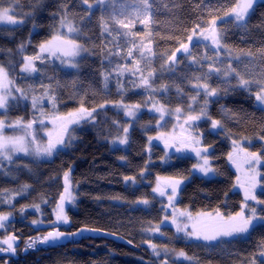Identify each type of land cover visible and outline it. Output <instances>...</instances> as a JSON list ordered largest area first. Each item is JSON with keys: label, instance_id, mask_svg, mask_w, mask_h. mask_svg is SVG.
I'll return each mask as SVG.
<instances>
[{"label": "trees", "instance_id": "16d2710c", "mask_svg": "<svg viewBox=\"0 0 264 264\" xmlns=\"http://www.w3.org/2000/svg\"><path fill=\"white\" fill-rule=\"evenodd\" d=\"M94 1L0 0L1 8L12 5L13 17L23 21L0 25V65L10 70L12 78L2 112L7 123L57 116L82 107L96 111L92 124L76 131L69 148L42 159L18 157L0 163V215L10 216L7 226L0 229V264H156L147 246L151 242H165L170 251L167 261L172 264H264V220L250 227L245 237H229L207 250L200 243L171 234L173 230L161 222L162 207L150 189L155 175L187 179L179 189L180 207L223 215L238 211L242 199L233 188L231 141H248L257 150L264 140V109L256 106L253 97L255 88L264 85V0L253 6L244 26L222 18L237 0H148L146 14L141 0H103L93 6ZM63 17L78 29L73 38L84 48L74 68L68 69L46 55L37 58V49L51 38ZM213 18L218 19L216 27L221 32L220 57L214 62L213 52L195 44L190 58L206 53L207 65L192 64L184 56L174 66H167L166 61L193 29L204 27ZM17 48L36 59L34 75L18 72L21 51ZM212 62L230 74H209L207 66ZM230 68L236 71L230 72ZM236 73L252 86H240ZM142 78L148 80L147 85ZM204 83L209 90L217 89V94L208 98L201 92L192 103L196 85ZM146 94L167 108L168 115L178 108L182 116L198 114L204 107L206 115L201 111L204 118L191 127L194 137L209 150L212 178L192 173L191 157L160 164L163 149L149 138L171 129L169 122L158 125V118L146 110L133 121L122 118L118 107L123 103L143 106L150 99ZM214 120L220 122L219 127L211 131ZM125 135L124 145L115 144L114 140ZM65 173L69 193L73 192L72 199L64 201L67 222L57 220L61 195H67ZM260 187L257 198L264 201V166L260 168ZM258 209V215L264 217V203ZM55 226L69 232L79 227L100 228L129 243L83 237L52 248L37 244L36 249L23 253L29 238ZM157 226L159 231H155ZM169 235L176 239L173 249L166 239ZM9 236L15 238L16 257L5 253ZM175 251L191 256L195 263L174 262Z\"/></svg>", "mask_w": 264, "mask_h": 264}, {"label": "rangeland", "instance_id": "374dc122", "mask_svg": "<svg viewBox=\"0 0 264 264\" xmlns=\"http://www.w3.org/2000/svg\"><path fill=\"white\" fill-rule=\"evenodd\" d=\"M259 1H262V0H255V3L253 4V6ZM97 3H99V0L94 1L93 6H95ZM237 3H238V0L234 4V6L230 8V10L234 8ZM4 9H8L9 10L8 15L13 16L12 5L2 6V8L0 7V12H2ZM246 17H245V20H246ZM222 18L223 19L232 18L236 22L234 14H232L230 11L228 12V15L225 14ZM8 24H11V23L0 21V25H8ZM208 27H209V24L201 28H208ZM69 28L74 29V31L70 32ZM77 33H79L78 29L74 26L72 21H70L67 17L61 18V20L56 26L55 32L52 34L51 38H49V40H47L46 42L51 41L53 45L57 47V49H62V50H57L55 54H52L50 52H41L40 47H39V49H37L38 50L37 57L41 58V56L46 55V57L48 56L49 58L53 59L57 63V65H59L61 68H64V69L74 68L77 58L84 51V48H82V46L79 43H76V41L73 38V36L77 35ZM190 35H192V33ZM68 41H74L77 45L80 46V50L78 54L76 55H71V54L66 55L65 54L66 52H69V53L71 52V45L67 43ZM46 42H44L43 44H46ZM183 43L188 44L190 53L195 44H200L203 48L205 47L207 50H209L210 52H213L216 55L214 56V62L221 55L222 45H220V47L217 48L216 45L212 44V41L210 39L205 40L202 36L199 35V29H197V35L194 37V39L191 42L188 41V37H187V39ZM178 48H180V46H178ZM176 49L174 50V52L176 53L175 61H171L168 59L166 61L167 66H169L170 64L174 66L177 59L180 57H184V56L187 57L188 62L192 64H195V63L202 64L203 63L207 65V56H206L207 54L206 53L203 54V56L199 58L195 57L194 59H191L189 56L190 55L189 52L185 53L182 49L181 51L176 52ZM18 51H21V49H19ZM18 56H19L18 62H20L18 65V70H19L18 72L24 75H34L36 73L35 71L29 72V71L23 70L25 57H31V56L22 53V51H21V54ZM35 60L36 59H33L34 66H35ZM209 66L210 65L207 66L208 68L207 72L209 74L211 73L217 74V73L226 72V69L224 68V66L218 67L217 65H215V63H213L211 64L212 66L211 71H210ZM0 67H2L7 72L6 79L0 80V96L5 97V105L4 107H0V137L13 138V139L23 138V146L27 148V152L14 151L11 145H9L5 149H0V163L1 162H4V163L11 162L13 159L18 158V157L30 158L31 156V158L42 159V157H46L48 154L43 153V152L38 153L37 149L46 148L48 146L50 139L52 141H56L59 138L63 139V144H58L57 147L52 150V153L60 149H64V148L67 149L70 146H72V143L76 140V131L78 129H81L84 124H89V125L92 124V120L96 113L94 109L88 110L89 112H92L91 117L86 116L80 119L79 122H71V123L69 122L72 119V117H70L69 114L77 113L79 110L78 109V110H71V112L69 113L61 114L57 116L48 115V116H45V117H42L36 120L16 121L10 125L9 123H7V120L6 118H4V115L2 112H4L3 110H6V104L8 101V97L6 96V91L8 90V88H11L12 86V78H11V73H9L10 70L5 69V67L1 65ZM215 69H220V71L217 72L215 71ZM250 86L252 85L249 84L245 88L249 89ZM257 91H259V88H255L254 96H253L254 103H256L257 107L264 109V106L260 105L255 100V93ZM201 92L205 94V91L202 88L197 87L196 85V89H195L196 99L193 100L192 103L197 102V99L200 96L199 93ZM146 95H147L146 98H150V99H147L143 106H139L136 104L130 105V104H125V103H123V106H119L118 109L122 112V118L133 121L134 118L139 113H141V111L146 110L148 114L154 115L158 118V125H162L166 121L169 122L171 125L170 126L171 129L164 131V132L157 131L155 135L150 137L151 139L149 138L150 140L149 142L151 144L159 145V147L161 148H162V144L170 143V144H173L174 147L177 149L176 153H170V152H166L165 150H163V155L158 160L160 161V164L166 165L169 162L173 161V159H176L179 157H184V156L191 157L192 159H194L193 164L190 168L192 173L198 175L199 177L202 176L204 178H212V176L214 175V169L212 168L211 160L208 157L209 150L205 148L204 146H202L201 139H196L194 137L193 129L191 127L197 124L198 121L204 118V116L201 115V111L203 110L204 107L203 108L200 107L198 109L200 110V113L198 114L196 112L195 113L190 112V114H188L187 116H182L181 111L179 112L174 111L171 115H168L167 108L165 109L156 100L151 99V97H149L150 96L149 94H146ZM206 96L208 98H211V97H214L215 95H206ZM30 102L33 103L34 99H32ZM125 106H127L128 108H131L135 114L133 116H128L126 114L127 108ZM135 106H138V107H135ZM157 108H162L163 110L157 111L156 110ZM189 116H198L199 119L189 120L188 119ZM29 124H31V127H28ZM65 125H67V131H64ZM218 127L219 126L217 125L215 128H213L212 122H211V131L217 130ZM6 129L13 130L14 132L11 134H6L5 133ZM121 139H123V137H120L114 140L115 144L124 145L125 143H120ZM259 145L260 146L257 150H253L251 143L248 141H245V140H241V141L232 140L231 141L232 149L230 152L231 159L229 158V161L232 164V167L235 172V178H236L233 188L239 192V194L241 195V199H242V203L240 207L238 208V211L235 212V214L240 212L243 207L245 215L248 216L252 214L251 209L255 208L256 215L260 217L258 215V210H259L258 208L260 206V203H259V199L257 198V192L261 188L260 187V168L264 166V140L263 142L259 141ZM197 150L200 151V155H197ZM251 153L258 154V156L260 157L258 162L252 161L250 159L249 154ZM205 158L208 160L207 167L211 169V171L207 173L201 171L199 167V165L203 164V160ZM1 165L2 164H0V166ZM159 179L170 181V186L163 187L162 185L159 184L158 182ZM177 180H179L180 183L177 186L175 197L170 201L169 197L172 196L171 185L173 182ZM186 181L187 179L184 180L182 178L179 179V178L170 177V176L165 177L162 175H158V176L155 175L151 177V181H150L152 182V185L150 188L151 192L157 197L158 202L160 203V206L162 207L163 217H162L161 222L164 226L173 230V232L171 233L172 235L176 237L185 238L186 241L200 243L207 250L215 249V247L222 244L223 241H225L229 237H236V236L245 237L246 236L247 232L234 234L233 236H222V237H219L217 240H213V241H205L202 238L197 239L196 237H189L183 231L178 232L176 224L172 223L174 219L181 226V228L187 225V231H192V225L194 223L197 225V227L213 226L215 223L214 218L216 217L217 213L221 214L225 219H227L228 216H230V215H225V214L223 215L220 211L213 210V212L212 211L190 212L187 208L180 207L177 202V198L180 192L179 189H180V186H182ZM253 182H255L254 188L251 187ZM157 187L163 188L166 194L161 196L159 192H155L154 189H156ZM246 189H249L251 195H254L256 197L255 200H252L251 198L247 200L245 199ZM70 191L73 194L72 190ZM180 213H186V215L181 216ZM189 214L191 216V219H189ZM235 214H232V215H235ZM9 219H10V216H8V219L6 221H3V227H0V229H3L7 226ZM258 222H262V219L254 220L252 226L256 225V223ZM44 234L45 233L38 234L34 237L29 238L26 241L24 248L32 249V250L36 249V245L39 243V240H40L39 238H41ZM166 239L167 241L171 242V243L169 242V245H170V248L173 249V246H174L173 242L176 241V239L175 238L173 240L170 239V235H169V238L167 237ZM33 240H35L36 243L33 244L32 246H29L30 244H32ZM153 245H155V248H153ZM147 246L150 250L151 255L154 256V258L156 259V264H172L171 262L167 261V257L169 256L170 251L167 249V245H165V242L157 243V244L155 242H151V243H147ZM262 251H263L262 256L264 258V247ZM0 252H2V242H0ZM172 260L174 262L190 261V263H195L194 259L191 256H188L186 254L184 256H181L179 255L178 251L173 252Z\"/></svg>", "mask_w": 264, "mask_h": 264}, {"label": "snow or ice", "instance_id": "6c2138e0", "mask_svg": "<svg viewBox=\"0 0 264 264\" xmlns=\"http://www.w3.org/2000/svg\"><path fill=\"white\" fill-rule=\"evenodd\" d=\"M100 3H103V0H99ZM84 4H88V0H83ZM255 3V0H238V3L236 4V6L234 8H232L230 10V12L232 14H234L235 16V20L238 23V26H244L241 22H243L245 20V17L249 14V11L253 8V4ZM141 4L143 5V10L144 13L146 14L149 11L150 5L148 3V0H141ZM89 7H91V5H89ZM8 9H4L2 12H0V21H5L8 23H12V24H17V23H22L23 21H19L16 20L13 16L8 15ZM226 15H228V13H226ZM142 23L144 21H141ZM216 18H213L210 22H209V27L208 28H201L199 25L196 26V28L193 29L192 35L188 36V41L191 42L194 37L197 35V29H199V35L202 36L205 40L210 39L212 41L213 45H216L217 48L220 47L221 45V32L216 28ZM63 23V21H62ZM118 23L123 24V21H118ZM124 27H129V25H124ZM69 31H74V29L69 28ZM55 39V38H54ZM68 44L71 45V52H66L65 54H71V55H76L78 54L79 50H80V46L77 45L74 41H68ZM181 49L185 52L188 53L189 52V46L188 44H184L181 43L180 48L176 49V52L181 51ZM57 50H62V49H57V47L55 45H53V43L51 41L46 42V44H41L40 46V51L41 52H50L52 54H55V52ZM149 52H151V49H148ZM128 55H132L131 50H129ZM249 55H251V53H249ZM38 58V57H37ZM33 59L35 58H31V57H25V62L23 65V70L24 71H29V72H33L36 71V68L33 64ZM176 59V53L173 52L172 56L169 57V60L171 61H175ZM210 71L212 69V66H209ZM215 71L219 72L220 69H215ZM236 70L233 68H230V72H235ZM229 72H225L224 75L227 76L229 75ZM236 75L239 77V84L242 87H247L251 81L244 79L242 76H240L239 73H236ZM7 77V72L0 67V80L6 79ZM197 79H200L199 77ZM142 83L147 85L148 84V80L146 78H142ZM197 87L202 88L205 91L206 95H216L217 94V89H210L209 90V85L207 83H204L202 85H197ZM193 99H195V97H193ZM255 100L257 103H259L260 105L264 106V85L260 86L259 91H257L255 93ZM5 105V97L0 96V107H4ZM101 107H103V105H101ZM127 108V112L126 114L128 116H133L135 113L131 108H128L127 106H125ZM138 107V106H135ZM157 111H162V108H157ZM94 111V110H93ZM177 112L180 111V109H176ZM202 114L206 115V112L202 111ZM70 117H72V119L69 121L71 122H79L80 119L84 118V117H91L92 116V112H89L87 109H84L83 107L81 109L78 110L77 113L75 114H69ZM189 120H197L199 119L198 116H189L188 117ZM220 122L219 121H212V126L213 128H215ZM28 127H31V124L28 125ZM64 131H67V125L64 126ZM124 132L127 133L128 129L125 128ZM151 139V138H150ZM127 142V136L125 135V137L123 139L120 140V143H126ZM58 144H63V139L59 138L56 141H52L51 139L49 140L48 146L46 148L37 149V152H43L46 153L48 155L52 154V150L55 149L57 147ZM9 145L12 146V149L14 151H24L27 152V148H25L23 146V138H6V137H0V149H5L7 148ZM206 151V150H205ZM197 155H200V151L197 150ZM249 157L252 161L258 162L260 157L258 156V154L256 153H251L249 154ZM229 158L231 159V154L229 156ZM208 165V160L205 158L203 160V164L199 165L201 171L207 173L209 171H211V169L209 167H207ZM67 173H65V193H67V195L62 194L61 195V203L57 206L58 207V211H57V220H63L65 222L68 221V217L66 215H64V201L65 200H71V194L69 193V189L67 186ZM129 179H133L134 177H125V180H129ZM180 181L177 180L175 182L172 183L171 185V192H172V196L169 197V200L171 201L176 194L177 191V186L179 185ZM252 188L255 187V182L252 183L251 185ZM155 192H159V194L161 196L165 195L166 192L163 188L157 187L156 189H154ZM251 198L252 200H255L256 197L254 195H251L250 190L246 189L245 190V199H249ZM144 204H148L149 201L148 200H142L141 201ZM259 203H264V201H259ZM251 215L246 216L244 213V208L242 207L241 211L236 213L235 215H230L228 216L227 219H225L221 214L217 213L216 217L214 218L215 223L213 226L211 227H197V225L194 223L192 225V231H187V225H185L183 228H181V226L177 223V221L174 219L172 221V223L176 224L177 227V231L178 232H185L187 236L189 237H196L197 239L202 238L205 241H213V240H217L219 237L222 236H233L234 234H239V233H246L249 231V228L252 226L254 220L256 219H262L264 220V217H258L256 215V209L253 208L251 209ZM181 216L186 215V213H180ZM8 219L7 215H0V227H3V221H6ZM189 219H191V216L189 214ZM35 223V221L33 222ZM155 231H159V226H157V228L155 229ZM63 235H65L64 233H61L59 231H55V232H49L47 235L39 238L41 243H47L49 241H53V240H57L60 237H62ZM74 235V233L72 234ZM14 237H9L8 240L5 241V243L8 244V249L6 250H11L14 251L15 249L12 247V240H14ZM36 241L33 240L32 244H30L29 246H32L33 244H35ZM153 248H155V245H153ZM179 255L184 256L185 253L184 252H180Z\"/></svg>", "mask_w": 264, "mask_h": 264}, {"label": "water", "instance_id": "95a60500", "mask_svg": "<svg viewBox=\"0 0 264 264\" xmlns=\"http://www.w3.org/2000/svg\"><path fill=\"white\" fill-rule=\"evenodd\" d=\"M162 149L165 150L166 152H170V153H176L177 149L174 147L173 144L167 143V144H162ZM159 184L162 185L163 187H169L170 186V181L167 180H163V179H159ZM59 227H53L52 229H49L43 236L47 235L49 232H55V231H59L61 233H64L65 235H63L62 237H60L57 240H53V241H49L47 243H41L39 240V245L42 247H57V246H62L65 245L71 241H77L80 240L81 238L85 237H90V238H106V239H111L117 243H123V244H128L129 242L124 238L121 237L120 235L118 236L117 234H114L112 232H106L100 228L96 229V228H90V227H79L78 229H76L73 232H69V231H63L58 229ZM74 233V235H72ZM42 236V237H43ZM12 237V236H9ZM14 240H12V247L14 245ZM5 246L8 248V244L5 243ZM7 248H5V253H9V254H14L15 255V251H11V250H6ZM25 251H27V249H23V253H25ZM16 257V255H15Z\"/></svg>", "mask_w": 264, "mask_h": 264}, {"label": "bare ground", "instance_id": "6f19581e", "mask_svg": "<svg viewBox=\"0 0 264 264\" xmlns=\"http://www.w3.org/2000/svg\"><path fill=\"white\" fill-rule=\"evenodd\" d=\"M107 232V231H106Z\"/></svg>", "mask_w": 264, "mask_h": 264}]
</instances>
